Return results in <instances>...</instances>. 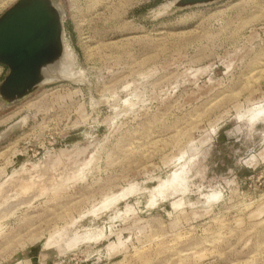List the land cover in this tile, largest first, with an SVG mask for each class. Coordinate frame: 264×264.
I'll list each match as a JSON object with an SVG mask.
<instances>
[{"label":"rangeland","instance_id":"374dc122","mask_svg":"<svg viewBox=\"0 0 264 264\" xmlns=\"http://www.w3.org/2000/svg\"><path fill=\"white\" fill-rule=\"evenodd\" d=\"M53 1L71 76L0 100V264H264V0Z\"/></svg>","mask_w":264,"mask_h":264},{"label":"water","instance_id":"95a60500","mask_svg":"<svg viewBox=\"0 0 264 264\" xmlns=\"http://www.w3.org/2000/svg\"><path fill=\"white\" fill-rule=\"evenodd\" d=\"M212 1L173 0L165 12ZM62 31L61 12L53 0H17L0 15V64L7 67L0 82L4 104L24 98L45 82L44 69L56 66L62 52Z\"/></svg>","mask_w":264,"mask_h":264},{"label":"bare ground","instance_id":"6f19581e","mask_svg":"<svg viewBox=\"0 0 264 264\" xmlns=\"http://www.w3.org/2000/svg\"><path fill=\"white\" fill-rule=\"evenodd\" d=\"M171 3V2H170ZM56 5V4H55ZM57 6V5H56ZM169 6V4L167 6H165L166 8ZM165 8V9H166ZM162 12V11H161ZM63 35H61V42H62V52L60 55V58L58 60V64L56 66H48L44 69L46 76L44 81H49L52 80L54 76H56L57 74L60 73V75L65 76V77H69L71 76V73L68 69L69 66V58L70 56V52L68 51V48L66 46L65 43H63ZM72 60V59H71Z\"/></svg>","mask_w":264,"mask_h":264}]
</instances>
